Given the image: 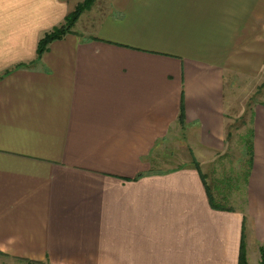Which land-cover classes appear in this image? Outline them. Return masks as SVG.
I'll use <instances>...</instances> for the list:
<instances>
[{
    "label": "crops",
    "instance_id": "crops-1",
    "mask_svg": "<svg viewBox=\"0 0 264 264\" xmlns=\"http://www.w3.org/2000/svg\"><path fill=\"white\" fill-rule=\"evenodd\" d=\"M78 2L0 0V264H238L242 240L259 264L264 104L242 210L158 150L177 128L200 166L227 148L224 79L264 63V0H111L37 57Z\"/></svg>",
    "mask_w": 264,
    "mask_h": 264
},
{
    "label": "rangeland",
    "instance_id": "rangeland-1",
    "mask_svg": "<svg viewBox=\"0 0 264 264\" xmlns=\"http://www.w3.org/2000/svg\"><path fill=\"white\" fill-rule=\"evenodd\" d=\"M82 2L79 0L78 3ZM111 0H94L91 9L84 12L75 25L73 31L80 36L86 37L95 32L102 21L107 16L108 6H111ZM95 30V31H94ZM264 32V30H263ZM259 87L261 90L259 91ZM225 94V111L228 117L227 123L230 124L233 138L228 141L227 148L220 154L207 157L205 164L201 166L203 173L207 177V184L214 185L215 182L221 181L225 185V178H238L240 182L235 187H225L220 185L221 190L229 195L227 203L220 201L221 204L231 206L233 209H244L245 205V187L241 174L245 169L247 157L244 156V146L241 145L240 138L245 135L249 129V110L251 105L256 102H264V63L258 74L254 77H245L226 74L224 79ZM240 117H243L245 126L238 131L234 127L240 124ZM228 124V125H229ZM194 151V145L189 141L187 133H183L178 128L171 132L167 141L158 150V163L162 169H170L184 165L183 163L191 162V155L187 150ZM193 150V151H192ZM198 158V157H196ZM164 166L162 162H165ZM232 179V181H233ZM232 183V182H231ZM233 184V183H232ZM240 187V188H239ZM6 264H12L6 260ZM18 264V263H15Z\"/></svg>",
    "mask_w": 264,
    "mask_h": 264
},
{
    "label": "trees",
    "instance_id": "trees-1",
    "mask_svg": "<svg viewBox=\"0 0 264 264\" xmlns=\"http://www.w3.org/2000/svg\"><path fill=\"white\" fill-rule=\"evenodd\" d=\"M94 0H82V2L78 3L75 8L69 12L65 18L63 19L62 24L59 27H56L52 29L51 31L45 33V35L38 41L37 44V50L36 54L37 57L42 56V54L47 50L48 46L56 41L64 38L65 36L69 34H74L73 29L75 28L76 23L78 22L80 16L91 9V6L93 4ZM259 91L261 90V87H259ZM264 104V102H260ZM180 120V119H179ZM249 124L251 125V119L249 118ZM245 126V122L243 117H240V124L238 126L234 127V131H238L240 128ZM230 124L227 125L226 128V135H225V141L228 143L233 138V134L231 132ZM252 137H253V131L252 128L249 127L245 135L241 136L240 142L241 145L244 146V156L247 157L245 162V169L243 173L241 174V178L243 180L244 186L247 184L248 177L250 174L251 164H252ZM221 156V155H220ZM190 166H192L195 170H197L200 174L201 166L199 162L194 158V156L191 154V162L189 163ZM187 165H181L178 168H184ZM201 175L202 182L205 184V188L207 190V197L209 201V205L213 210L217 211H234V209L231 206H227L226 204H221L220 201H223L224 203H227L228 196L224 189H229V187H235V189H238V183L240 180L236 178H225V185H222L221 181L215 182L214 185H208L207 184V177L206 175ZM233 179V181H232ZM233 184H232V183ZM220 185L224 186L225 188L221 190L222 187ZM240 188V187H239ZM260 262L259 264H264V249L260 248ZM32 264V263H28ZM238 264H247L246 260V253L244 248V242L241 241L240 250H239V258H238Z\"/></svg>",
    "mask_w": 264,
    "mask_h": 264
}]
</instances>
